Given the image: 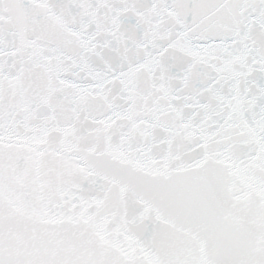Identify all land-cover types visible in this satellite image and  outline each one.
Listing matches in <instances>:
<instances>
[{
  "label": "snow or ice",
  "instance_id": "1",
  "mask_svg": "<svg viewBox=\"0 0 264 264\" xmlns=\"http://www.w3.org/2000/svg\"><path fill=\"white\" fill-rule=\"evenodd\" d=\"M0 264H264V0H0Z\"/></svg>",
  "mask_w": 264,
  "mask_h": 264
}]
</instances>
